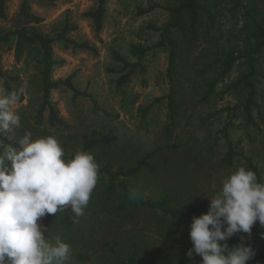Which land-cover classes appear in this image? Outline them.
<instances>
[{"label":"rangeland","instance_id":"374dc122","mask_svg":"<svg viewBox=\"0 0 264 264\" xmlns=\"http://www.w3.org/2000/svg\"><path fill=\"white\" fill-rule=\"evenodd\" d=\"M23 1L7 0L0 37L24 29L55 39L51 81L73 75L74 87L89 93L96 106L60 87L50 92L49 107L41 110V51L26 47L17 59L15 40L0 41V69L16 78L14 86L21 83V100L12 106L19 127L0 133V141L17 146L28 132L33 140L54 136L65 153L74 156L84 151L86 141L112 140L86 151L100 172L84 215L77 218L70 207L46 215L39 221L48 228L45 236L53 240L60 236L70 245L71 264H201L200 256H187L193 247L190 223L170 221L159 211L130 204L121 209L123 194L109 200L104 194L107 173H127L146 160L149 166L134 175L117 176L116 181L130 191L144 188L151 203L166 197L171 207L192 215L208 211V198L240 167L249 170L252 165L259 173L258 182L264 183V80L254 79L257 108L248 120L243 109L246 92L228 90L247 72L245 60L220 76L227 54L249 50L250 22L264 12V0L238 4L215 0L210 17L201 19L195 35L171 31L175 55L170 70V46L154 48L120 87L117 81L128 70L122 71L113 53L136 64L131 46L153 47L162 40L161 31L154 28L172 23L166 8L177 0H108L98 33L86 16L95 11L97 0H27L28 13L39 18L38 23L21 16ZM65 40L87 43L96 53L75 49ZM257 71L264 76V56L257 60ZM0 94H6L1 79ZM229 152L230 167L223 163ZM262 236L264 227L257 222L251 234L237 233L226 243L230 248L239 243L251 246L255 256L248 264H264ZM78 255L83 261L77 260Z\"/></svg>","mask_w":264,"mask_h":264},{"label":"clouds","instance_id":"9594fccd","mask_svg":"<svg viewBox=\"0 0 264 264\" xmlns=\"http://www.w3.org/2000/svg\"><path fill=\"white\" fill-rule=\"evenodd\" d=\"M18 101L14 91L0 94V133L19 127L12 111ZM98 171L89 152L66 158L54 136L33 140L28 132L17 146L0 141V264H71L70 245L60 236L46 237L48 228L39 221L67 207L77 218L84 215ZM208 199L207 213L194 216L189 226L193 247L187 256H200L201 264H248L253 248L243 243L230 248L226 241L251 234L257 222L264 227V183L240 167Z\"/></svg>","mask_w":264,"mask_h":264},{"label":"trees","instance_id":"16d2710c","mask_svg":"<svg viewBox=\"0 0 264 264\" xmlns=\"http://www.w3.org/2000/svg\"><path fill=\"white\" fill-rule=\"evenodd\" d=\"M55 1V0H49ZM108 0H97V7L95 11L88 13L86 16L93 20L95 32H100L102 26V20L105 13V4ZM215 0H177L176 3L170 7L166 8V10L172 16V23L168 24L163 29H156L157 31H161V38L155 46L153 47H143V46H131V56L137 59L136 64H130L123 60L119 55L113 53V58L115 61L122 64V71H127L125 75H122L120 79L117 81V86L120 87L126 84L129 81L130 76L135 71V69L139 66L141 59L146 56L149 52L154 48H163L165 46H170L169 52V70L172 68L173 59H174V47L175 44L169 41V36L171 31L174 29L184 30L190 32L192 35H195L196 30L201 24V19L204 16L210 17V6H213ZM239 0H235L236 4H238ZM7 0H0V17L4 16V9ZM208 7V8H207ZM146 11H140L139 14H144ZM21 16L30 22L38 23L41 20L37 17H34L28 13L27 0L23 1L20 10ZM250 35L247 38L248 42V51H243L242 54L233 55L227 54L222 62V72L220 74L221 77H225L228 75L234 64L240 59H244L247 64V72L243 73L238 79L231 83L228 87V90H240L241 92H246L244 111L245 116L248 120H251L252 111L257 108L255 97H256V88L254 85V79L258 77H262L264 80V76L261 75L257 71V60L264 56V12L261 13L259 18L250 22ZM11 39L15 40L16 44V53L15 57L18 59L22 54V51L26 47H38L41 51V65H40V83L42 90V108L49 107V95L52 90L58 89L60 87H65L69 91L73 93V97H86L91 100V102L96 106V101L94 98L85 91H79L74 87L71 80L73 75L68 76L64 81L52 82L50 79V73L53 66L56 62L52 59V50L51 45L55 42V39L48 38L43 36L40 33L28 32L24 29H18L15 31H10L0 37V41L9 42ZM68 44H70L73 48L84 50L91 52L93 54L96 53V50L87 43H76L74 41L65 40ZM247 52V53H246ZM0 79L3 82V86L5 89V93L8 92H16L19 96V101L21 100V93L19 89L21 88V83L18 82L16 86H14V82L16 78L10 76L7 72H3L0 69ZM212 88V85L210 86ZM211 91V89H210ZM166 98L169 100V104L172 103V96L169 94ZM52 118L57 121V117L52 114ZM61 122V121H57ZM112 140H108V138H102L97 140L86 141L84 151H88L98 144H110ZM65 152V151H64ZM66 158H72L73 156H69L65 153ZM150 156V155H149ZM149 158V157H148ZM223 163L225 166H232V154L229 152L226 157L223 159ZM142 166H149L147 161H142L136 168L130 169L127 173L118 172L117 174H113L111 172L107 173L108 182L106 188L104 190V194L106 198L112 199L118 193L123 194L124 202L121 206V209L125 208L126 204H130L133 208H148L153 211H159L163 215L169 217L170 221H184L186 223L192 222V218L199 217L202 214H206L207 211L200 215H192L188 212H183L181 210L175 209L171 207L170 200L166 197H163L154 203L149 202L144 197V188H138L134 191L128 190L124 184L116 181L117 176L121 175H134L137 174ZM249 170H252L256 173L257 179L260 180V176L258 171L252 165H249ZM100 171H98L99 173ZM163 224L165 221L162 222ZM84 257L77 256V260L83 261ZM140 262V261H135Z\"/></svg>","mask_w":264,"mask_h":264}]
</instances>
